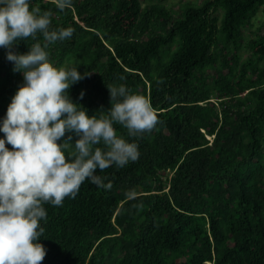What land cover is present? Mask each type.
<instances>
[{
  "label": "trees",
  "instance_id": "obj_1",
  "mask_svg": "<svg viewBox=\"0 0 264 264\" xmlns=\"http://www.w3.org/2000/svg\"><path fill=\"white\" fill-rule=\"evenodd\" d=\"M143 1L73 0L61 12L30 0L51 12V29H74L46 49L54 66L89 73L68 90L74 102L99 115L108 87L123 84L159 121L137 137L114 124L140 155L97 170L110 190L86 180L75 199L43 204L41 264H264V25L245 37L264 0L186 3L178 16ZM18 42L17 53L45 43L41 33ZM6 51L0 118L23 83Z\"/></svg>",
  "mask_w": 264,
  "mask_h": 264
},
{
  "label": "clouds",
  "instance_id": "obj_2",
  "mask_svg": "<svg viewBox=\"0 0 264 264\" xmlns=\"http://www.w3.org/2000/svg\"><path fill=\"white\" fill-rule=\"evenodd\" d=\"M53 2L61 12L73 5V0ZM29 5L30 0H0V48L7 50L13 71L23 76L0 118V264H41L46 255L39 242L44 233L40 221L47 216L43 204L62 206L66 197L75 199L86 180L110 190L111 182L105 183L108 178L97 170L139 159L138 144L118 136L114 124L137 137L159 122L150 101L123 84L107 86L111 107L89 116L68 91L89 73L54 66L46 51L70 39L74 29H51V12ZM37 33L43 45L33 44L26 53L12 51L18 41ZM72 134L78 137L74 143ZM70 143L75 151L66 157Z\"/></svg>",
  "mask_w": 264,
  "mask_h": 264
},
{
  "label": "rangeland",
  "instance_id": "obj_3",
  "mask_svg": "<svg viewBox=\"0 0 264 264\" xmlns=\"http://www.w3.org/2000/svg\"><path fill=\"white\" fill-rule=\"evenodd\" d=\"M203 0H164V4L175 13V16H178V13L184 8L186 3L199 4ZM145 4L155 3L157 0H144ZM260 25H264V6L262 7L257 18L254 20V27L252 29L245 30V37L248 40L251 37V34L256 30ZM249 53H245V56H248ZM62 67V66H61ZM63 67H72V62L66 63Z\"/></svg>",
  "mask_w": 264,
  "mask_h": 264
}]
</instances>
